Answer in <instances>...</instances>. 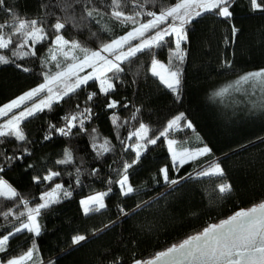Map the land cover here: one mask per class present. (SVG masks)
I'll use <instances>...</instances> for the list:
<instances>
[{
	"label": "trees",
	"instance_id": "1",
	"mask_svg": "<svg viewBox=\"0 0 264 264\" xmlns=\"http://www.w3.org/2000/svg\"><path fill=\"white\" fill-rule=\"evenodd\" d=\"M175 2L155 0L148 8L159 12L162 7ZM59 3L60 0H6V6L17 14L44 20L50 37L54 35L51 24L57 17H64L61 8L56 6ZM93 3L107 10L109 0H93ZM75 11L79 17L82 6L76 5ZM232 11L230 22L209 13L186 26L187 41L182 43L187 55L182 63L172 61L173 66L182 69L179 100L175 93L150 75L152 59L167 65L175 49L174 36L165 37L167 43L164 46L154 47L151 54L147 51L138 53L130 62L121 65L125 71L119 74L116 90L110 97L99 94L97 81H89L75 95L54 103L51 110L44 109L22 122L21 127L30 143L5 139L0 145V153L3 156L23 155V159L8 161L0 158V166L4 168L0 177L29 201L27 207L41 203V194L51 191L56 183L63 184L72 195L42 209L37 218L41 235L37 237L25 231L11 237L7 252L0 253V260L23 254L35 242L38 252L34 259L42 260L43 264H114L116 261L133 264L135 259L153 257L209 225L218 224L237 211L264 201V110L252 106L260 102L261 93L257 91L251 95L250 92L233 91L225 96L215 95L241 75L264 68V13L251 11L249 0H237ZM10 19L6 7L0 6V22ZM96 19L98 24L85 21L86 27L68 25L62 30L63 34L67 39L77 40L95 50L102 43L124 35L131 27L110 15ZM232 24L239 29L234 39ZM105 28L108 31H104ZM51 46L49 39L35 46V56L11 57L15 63L0 64V106L44 83L43 73L57 71L52 62L44 63ZM16 63L30 71H22ZM91 92H97V97L88 102L87 96ZM109 99L128 106L109 109L106 107ZM78 104L81 109L92 108L91 119L85 120L87 131L73 129V134L68 137L53 132L52 138L46 140L49 125L64 126L62 118L78 111ZM18 112L14 110L1 121ZM180 113L192 122L195 131L184 127V121H181L180 128L173 129L167 138L161 137L155 145H149L139 163L128 170L130 183L137 191L123 196L119 186L108 181L119 179L118 170L122 169L123 163H131L135 157L128 146L136 143V139L128 140L129 134L144 123L152 130L150 135H158L168 121ZM113 114L127 123L114 126ZM197 133L212 152L173 169L167 139L177 140V147H202ZM94 136L99 139L94 140ZM105 138L114 146V151L97 156L91 145L102 143ZM121 140H126L127 144H121ZM24 148L31 155L24 154ZM65 149L71 150L74 163H56L64 158ZM214 163L224 169L226 179L197 177L196 173ZM164 166L169 167L170 178L178 180V184L164 183L160 174ZM76 168L80 169L79 173ZM50 170L61 175L52 182L44 181L43 177ZM34 177H40V183H36ZM220 182L230 183L232 191L219 193L217 184ZM109 188L111 192L105 197L107 207L85 216L80 201L95 193L107 192ZM10 207L17 212H26L25 206L16 201H3L0 210ZM18 223L12 217L9 221L0 217V236L13 230ZM75 235H85L87 239L73 245Z\"/></svg>",
	"mask_w": 264,
	"mask_h": 264
},
{
	"label": "snow or ice",
	"instance_id": "2",
	"mask_svg": "<svg viewBox=\"0 0 264 264\" xmlns=\"http://www.w3.org/2000/svg\"><path fill=\"white\" fill-rule=\"evenodd\" d=\"M237 0H176V2L167 7H162L159 12L149 10L148 6L153 5L155 0H109L108 9L97 7L93 0H60L57 7H60L64 13L63 19L57 17L51 24L54 31L53 36H49L42 19H28L17 14L10 6H6V0H0V6L6 7L10 21L0 22V64L15 63L14 59H24L25 57L35 56L37 44H42L51 39L52 46L49 47V56L44 62H52L57 69L55 72H45L44 83L36 88L24 93L10 103L0 106V118L7 117L13 109L21 107L25 101H34L31 106L23 108L18 113L0 123V145L4 144L6 138H15L16 141L30 143L24 133L21 124L29 117L35 116L44 109H52L54 103H59L66 97H71L78 90L86 87L89 81H98L99 94L110 97L116 90L115 81L120 79L121 73L125 71L121 65L130 62L131 58L136 57L138 53L145 51L151 54L154 47H162L167 43L165 37L174 36L175 49L171 52L168 64L153 58L150 65V72L157 77L168 89L176 94V99H180L182 85V69L176 65L173 66V59L182 63L185 60L187 52L182 42L187 41L186 26L193 20L204 14H213L230 22L233 17V7ZM250 9L253 12L264 13V0H249ZM81 5L82 11L77 17L75 6ZM52 15H55L52 13ZM110 15L117 22L131 26L130 30L124 35L115 37L109 42L102 43L98 49H90L82 45L77 40L67 39L63 31L68 25L74 28L86 27L85 21L92 20L97 24V16ZM149 17L150 19H144ZM164 25V27H161ZM104 31H108L107 28ZM239 29L232 24L231 33L233 39ZM151 33V35H149ZM95 35V33H92ZM133 41L138 43L133 44ZM27 49V50H25ZM230 66V65H228ZM17 68L28 72L29 68L16 63ZM86 69H91L85 75L80 73ZM111 73L112 75H108ZM247 86V87H245ZM244 92L255 95L257 91L261 93L259 103H253V108L264 110V68L241 75L234 83L220 89L215 95L225 96L231 92ZM43 94V95H41ZM40 97L39 100L34 98ZM97 97V92H91L87 96V101L92 102ZM127 104L121 105L120 101L109 99L106 107L116 109L118 107H127ZM78 111L65 115L62 119L65 124L57 127L55 124L49 125V133L45 139H51L52 133H58L61 136H71L72 130L79 132L87 131L85 129V120H90L92 108H80ZM139 111V109H137ZM135 119V115H133ZM184 121V127L195 131L194 125L184 113H180L169 120L164 130L158 135H150L151 129L144 123L131 132L128 140L136 138V143L129 145L135 157L131 163L125 161L122 169L118 170L119 179L108 181L109 184L116 183L123 196H129L137 191L130 183L128 170L135 164H138L141 156L147 151L149 145H155L161 137L167 138L173 129L180 128V122ZM112 123L120 127L127 121H120L116 114L112 116ZM95 133L96 129H92ZM94 140L99 137L94 136ZM197 140L203 144L202 147H177L179 142L175 139H167L168 151L170 153L173 169H178L183 165L194 162L200 157L207 156L212 149L203 143L202 137L197 133ZM121 144H127L126 140H121ZM91 147L96 151L97 156H103L106 153L114 151V146L108 139H103L102 143H92ZM125 148V151L128 150ZM24 154L31 155L27 148L23 149ZM0 158L8 161L17 159L22 160L21 156H3ZM58 164L67 165L74 163V157L69 149H65L64 158L56 161ZM3 166H0V172H3ZM79 173L80 169L76 168ZM160 174L165 184L175 185L178 180L171 179L169 176V167L164 166L160 169ZM60 172L49 171L43 177L44 181L52 182ZM200 178H224V169L219 163L211 164L208 168L202 169L196 173ZM191 176V174H189ZM36 183H40V177L33 178ZM77 183L79 180L77 179ZM218 191L221 194L230 193L232 185L226 182L217 184ZM111 192H98L88 196L80 201L83 214L88 216L105 209V197ZM72 195L70 191L64 188L63 184L56 183L51 191L41 194L42 201L35 207H27L29 201L24 200L20 193L6 180L0 177V209L3 201H16L22 203L25 211H19L15 208L0 210V217L4 221H9V217L19 221L14 225L13 230L0 236V253L8 250L9 240L22 232L33 233L35 236L41 235V225L38 217L42 209H47L54 204L61 202V197L68 198ZM121 212L127 215L123 209ZM85 235H75L72 237L73 245H78L86 241ZM38 252V247L33 242L32 246L23 254L11 257L7 260H0V264H43L42 260L34 259ZM119 264V261L114 262ZM133 264H264V201L253 205L248 209H241L218 224H211L202 232L192 235L178 245H172L168 249L156 253L148 259L133 260Z\"/></svg>",
	"mask_w": 264,
	"mask_h": 264
},
{
	"label": "rangeland",
	"instance_id": "3",
	"mask_svg": "<svg viewBox=\"0 0 264 264\" xmlns=\"http://www.w3.org/2000/svg\"><path fill=\"white\" fill-rule=\"evenodd\" d=\"M159 61H160V60H159ZM161 62H162V61H161ZM87 70H89V69H86L85 72H86ZM80 74L82 75V74H84V72H82V73H80ZM109 74H110V73H109ZM109 74H108V75H109ZM150 75H152L151 72H150ZM152 76H153V75H152ZM153 77H154V76H153ZM155 78L158 79L157 77H155ZM158 80H159V79H158ZM159 81H160V80H159ZM97 82H98V81H97ZM160 83H161V81H160ZM162 84H163V83H162ZM163 85H164V84H163ZM41 95H43V94H41ZM39 98H40V97H36V98H34V100H39ZM33 102H34V101H25V103L22 104L20 108H18V109H13V111H14V110H19V111H21V110H23V108L28 107V106H31ZM13 111H12V112H13ZM12 112H11V113H12ZM11 113H9L8 116H9ZM8 116H7V117H8ZM7 117H3V118H7ZM3 118H0V123H3V122H4V121H1ZM133 139H136V138L133 137ZM61 198H62V197H61ZM84 199H85V198H84ZM105 204H106V203H105ZM102 210H103V209H102ZM34 258H35V256H34ZM29 264H31V262H29Z\"/></svg>",
	"mask_w": 264,
	"mask_h": 264
}]
</instances>
